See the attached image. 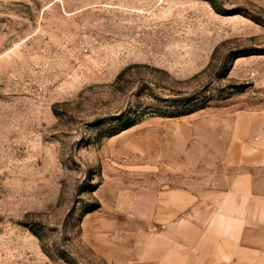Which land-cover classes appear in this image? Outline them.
<instances>
[{
    "label": "rangeland",
    "instance_id": "374dc122",
    "mask_svg": "<svg viewBox=\"0 0 264 264\" xmlns=\"http://www.w3.org/2000/svg\"><path fill=\"white\" fill-rule=\"evenodd\" d=\"M180 97L264 112V0H0V264H111L83 225L194 116L116 133Z\"/></svg>",
    "mask_w": 264,
    "mask_h": 264
},
{
    "label": "crops",
    "instance_id": "0c3cea01",
    "mask_svg": "<svg viewBox=\"0 0 264 264\" xmlns=\"http://www.w3.org/2000/svg\"><path fill=\"white\" fill-rule=\"evenodd\" d=\"M224 111L179 117L194 124L83 225L111 264H264V112Z\"/></svg>",
    "mask_w": 264,
    "mask_h": 264
},
{
    "label": "trees",
    "instance_id": "16d2710c",
    "mask_svg": "<svg viewBox=\"0 0 264 264\" xmlns=\"http://www.w3.org/2000/svg\"><path fill=\"white\" fill-rule=\"evenodd\" d=\"M177 99V98H176ZM176 105L168 106L165 109L164 108H157L156 110H150V113L148 115H143L138 119L131 120L124 122L122 127L119 129V132L116 134L128 130L129 128L138 125L142 120H144L147 116L152 117H160V118H179L183 116H188L190 114H193L197 111H200L207 107V105L202 104H190L188 98L180 97L177 100H174ZM114 134V135H116Z\"/></svg>",
    "mask_w": 264,
    "mask_h": 264
}]
</instances>
